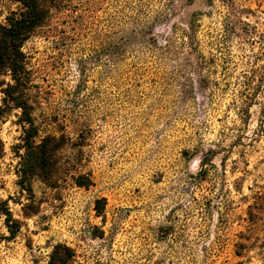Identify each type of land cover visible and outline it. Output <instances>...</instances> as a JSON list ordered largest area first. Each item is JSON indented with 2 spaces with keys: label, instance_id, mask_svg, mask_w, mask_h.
Listing matches in <instances>:
<instances>
[{
  "label": "rangeland",
  "instance_id": "1",
  "mask_svg": "<svg viewBox=\"0 0 264 264\" xmlns=\"http://www.w3.org/2000/svg\"><path fill=\"white\" fill-rule=\"evenodd\" d=\"M41 5L15 91L0 72V264H264V0ZM25 10L0 0V25ZM12 93L65 142L31 191Z\"/></svg>",
  "mask_w": 264,
  "mask_h": 264
},
{
  "label": "trees",
  "instance_id": "2",
  "mask_svg": "<svg viewBox=\"0 0 264 264\" xmlns=\"http://www.w3.org/2000/svg\"><path fill=\"white\" fill-rule=\"evenodd\" d=\"M25 12L19 17L9 19L7 25H0V72L6 70L11 72L16 86H10L9 91H15L20 84L21 74L24 70L23 53L21 48L29 39L33 31L42 26L45 19V10L42 8L41 0H23ZM8 92V91H7ZM17 108L22 109V122L30 124L26 128L21 148L24 154L20 156L19 184L29 191V183L34 178H40L46 183L53 180L55 173L58 171L59 158L58 152L64 147L65 142L61 138L48 136L37 142V129L31 124L30 108L19 98L11 94ZM2 114L0 113V119ZM3 155V142L0 138V158ZM79 187L89 188L92 185L91 180H85V177L77 178ZM101 201L97 202L96 211L99 215L103 213V206L100 207ZM6 224L9 228L11 238H15L19 232V225L14 221L9 212H7ZM72 257V250L65 246L58 245L55 247L51 256L50 264H66Z\"/></svg>",
  "mask_w": 264,
  "mask_h": 264
}]
</instances>
